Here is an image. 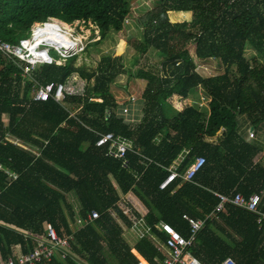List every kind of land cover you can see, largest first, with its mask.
I'll return each mask as SVG.
<instances>
[{"label":"trees","instance_id":"obj_1","mask_svg":"<svg viewBox=\"0 0 264 264\" xmlns=\"http://www.w3.org/2000/svg\"><path fill=\"white\" fill-rule=\"evenodd\" d=\"M132 11L133 0H0V38L17 44L31 37L36 23L84 21L98 28L97 45L111 31H122ZM141 22L140 53L153 48L161 59L160 69L152 66L135 75L147 81L143 117L136 124L129 121L141 116L138 101L119 110L110 90L124 72L121 59L104 57L98 70H89L74 56L64 65L36 67L32 78L24 77L15 60H0V164L17 174L0 169L3 260L15 245L29 253L34 247L29 234L41 235L51 226L74 239L75 257H54L45 264H157L155 258L163 255L149 237L134 248L124 238V226L132 230L133 224L118 205L125 196L133 215L163 240L161 221L188 237L183 215L206 220L189 249L204 264L229 256L238 264H264L258 214L227 204L219 219H208L221 203L216 193L249 198L264 192V162L258 160L263 148L240 130L241 120L255 131L264 129V65L245 56L254 35L264 38V0H159ZM194 46L199 59H216L224 73L200 74L190 51ZM75 73L88 80L86 97L69 96L64 106L52 97L34 101L39 84L65 81ZM200 88L211 98L209 112L192 101ZM106 132L132 142L126 163L111 156L108 145L97 146L99 133ZM186 150L181 171L199 155L206 156V165L194 182L177 178L161 191L159 182ZM69 194L78 199L80 215ZM94 211L100 218L90 221ZM78 217L86 225L75 230L71 225Z\"/></svg>","mask_w":264,"mask_h":264},{"label":"built area","instance_id":"obj_2","mask_svg":"<svg viewBox=\"0 0 264 264\" xmlns=\"http://www.w3.org/2000/svg\"><path fill=\"white\" fill-rule=\"evenodd\" d=\"M50 22L51 20L45 23H36L31 29V37L29 39H21L20 43L17 44L0 38V60L5 57L15 60L23 69L24 76L27 77L31 75L36 67L42 64L64 65L68 58L85 51L88 42L78 38L75 32L71 33L65 30L66 28L61 25L59 31L55 32L57 36L62 39L60 45L54 43L50 44L48 42H40L37 44V41L33 39L36 29H39V27L44 28L50 25ZM52 28L51 30H53ZM94 37L96 38H92L93 42L100 39L99 31H97ZM68 47H70L69 51H67ZM71 48L74 49L71 50ZM52 52H54L58 58H56ZM87 87L88 80L83 78L79 73H75L69 76L65 81H51L45 84H39L38 88L35 90L33 99L35 102H46L52 97L57 103L64 106L69 96L86 97L88 94ZM136 98L137 97L133 94H128L126 101L131 103ZM124 106H127V104ZM99 134L97 146L108 145L109 154L113 157L123 159V162L126 163L127 152L133 150L132 142L122 136H116L113 132ZM249 137H256L254 128L249 129ZM206 163V156L199 155L185 171L180 170L181 164H172L168 168L169 173L167 176L159 182L160 190H166L177 178H182L185 182H194L197 174L204 168ZM0 169H4L10 172L12 176L17 177V174L12 173L2 164H0ZM216 195L221 199V203L215 211L209 215L208 219H219L220 214L226 211L225 206L227 204H232L237 208L258 214L260 216L258 222L261 227L264 228V213L260 211L264 199L263 192L251 195L249 198H245L240 193L234 197H228L220 193H216ZM122 197L123 196H121L118 205L123 211V214L132 221V231L139 236L140 240L144 237H149L154 242L157 251L163 255V257L157 256L155 258L157 264H204L199 258L195 257L189 249L193 246L197 237H199L204 229L206 220L198 219L188 214L183 215V219L187 221L189 225L188 237L183 236L170 224L161 221L159 225L166 235V240H163L152 232L144 219H138L133 215L131 209L129 207L127 208L125 205L126 203L124 204V199ZM120 203L123 204L125 208L121 207ZM99 218L98 211L92 212L89 216L90 221H96ZM79 222L82 227L86 225L83 219H80ZM29 237H31L34 242V247L29 253H25L22 247L18 249L19 251L17 252L16 248L13 247L10 257L7 260L1 259L0 264H45L52 262L54 257H58L61 260H66L68 257H75V253L72 252L70 244L74 239H72L71 236L61 237L51 226H47L43 234L39 235L32 232L29 234ZM218 264L238 263L233 257L229 256Z\"/></svg>","mask_w":264,"mask_h":264},{"label":"rangeland","instance_id":"obj_3","mask_svg":"<svg viewBox=\"0 0 264 264\" xmlns=\"http://www.w3.org/2000/svg\"><path fill=\"white\" fill-rule=\"evenodd\" d=\"M158 4L159 0H133V11L132 13H130L127 20L125 21V28L119 32L111 31L108 37L106 39L101 40V42H99V44L97 45H94L93 43L97 42L98 40L93 42L92 38L97 37H94V35L97 34L98 30L97 27L91 22L84 23V21H77L70 25H65L64 23L62 24L60 21L51 20L50 22V25H56V28L58 29L59 27L63 26L67 28L65 30L71 33L75 32L78 38L84 39V41L88 42L85 51L78 55V66L86 65L89 70H98L101 66V62L104 57L109 56L114 59H121V64L124 67V72L118 75L115 81L110 84V90L113 92L117 103L120 105V109H122V106H124L125 104L129 105L132 103H136L134 101H137L138 99L136 109H140L141 113V116L138 118V121H141L143 114L142 110L144 106V101L143 99H141V91L143 92L144 84L142 82H139L141 79H137L135 75L140 69H150V67L152 66H158L157 68L160 69L159 61L161 59L158 56V52L153 48H149L147 54L140 53L139 46L144 41L145 31L141 20L143 18H146L148 14L153 11V9ZM194 49L195 51L193 53L192 47L190 51L195 63L198 65L197 69L200 74L205 77H214L224 73V68L219 66V62L216 59H208L206 61H202L197 56V48L195 46ZM52 54L56 58H58V56L54 52H52ZM245 56L250 60L251 63H253L255 59H258L259 63L264 65V38H260V36L254 35L253 42H251L247 46ZM30 78L32 77L30 76ZM145 84L147 85V82H145ZM136 91L138 93H136ZM201 91L204 93L205 96L203 102H201L200 98V102L202 105H199L200 103L197 101L198 98L193 97L192 101L194 103V106H196L200 110L209 112V102L211 101V98L205 93V91ZM128 94H133L135 97L140 98H136L133 102L128 103V101H126ZM119 110V115L124 117L123 115L125 114L121 115L124 110L120 112ZM130 114L131 112L129 111V114H127V116H130ZM8 117L9 115H5L6 125H9ZM129 123L136 124L137 122L129 121ZM249 129L250 127L247 122L243 123L241 120V133H243L245 136H249ZM246 139L248 140L247 137ZM249 141H256L255 144H258L259 146L264 148V129L257 131L255 139H251ZM32 151L39 155L38 151ZM261 160L262 162H264V149ZM122 198L124 199L123 202L125 204L126 197L123 196ZM68 200L72 205H74L76 212L78 213V215H80V205L78 199L75 196L69 194ZM120 206L125 208V206L121 203ZM113 216L115 217L117 222L122 224L121 219L117 216V214L114 213ZM122 226H124V224H122ZM80 227L82 226H79L78 224L74 225L75 230H78ZM124 229H126L125 226ZM137 237L139 238L138 235Z\"/></svg>","mask_w":264,"mask_h":264},{"label":"crops","instance_id":"obj_4","mask_svg":"<svg viewBox=\"0 0 264 264\" xmlns=\"http://www.w3.org/2000/svg\"><path fill=\"white\" fill-rule=\"evenodd\" d=\"M202 61H206V60H202ZM24 75V74H23ZM24 77H26V76H24ZM139 82H142L143 84H144V89H143V92H144V90H145V88H146V84H145V82H147V81H145V80H140ZM137 85V84H136ZM138 86V85H137ZM137 88H139V87H137ZM141 90V89H140ZM200 90H203L202 88H200ZM142 91H141V99H143V96H142V93H143ZM136 93H138L137 91H136ZM198 94H199V96L198 97H195V98H198L197 99V101L200 103L199 105H202L201 104V102H203V99L205 98V96H204V93L202 92V91H198L197 92ZM137 98H140V97H137ZM200 98H201V102H200ZM127 99V98H126ZM143 101H144V99H143ZM210 103V102H209ZM204 105V104H203ZM142 117H143V114H142ZM8 118H10V117H8ZM10 119H8V121H9ZM136 122L138 123L139 121L138 120H136ZM243 123H245V122H243ZM244 127V126H243ZM257 132V131H256ZM242 135H243V133H242ZM248 138V141L249 140H251V139H253L254 140V138H250L249 136H245V138ZM209 140H212V141H215V140H217V137H215V138H210ZM251 142H255L256 143V141H251ZM264 149V148H263ZM189 152V150H186L185 152H183L179 157H178V159L177 160H175V162H174V164L176 165V164H182V162L184 161V159H185V157H186V154ZM262 153L263 152H261L260 153V155H258V160H261V158H262ZM116 186H117V184H116ZM118 187V186H117ZM118 191H119V188H118ZM264 193V192H263ZM79 218V217H78ZM80 219L81 218H79L78 219V222H77V224L80 226ZM72 226V228H74V225H71ZM125 230V233H124V238H125V240L130 244V246H132L133 248L135 247V245L140 241L139 240V238L137 237V234L135 233V232H133L132 230H129V229H124ZM15 248H16V251L18 252L19 250L18 249H21V245H15L14 246ZM20 247V248H19ZM22 250H23V248H22ZM133 251L135 252V254L139 257V255L136 253V251L133 249ZM161 254V253H160ZM2 259V257L0 256V260Z\"/></svg>","mask_w":264,"mask_h":264},{"label":"bare ground","instance_id":"obj_5","mask_svg":"<svg viewBox=\"0 0 264 264\" xmlns=\"http://www.w3.org/2000/svg\"><path fill=\"white\" fill-rule=\"evenodd\" d=\"M51 20L58 21L56 19H51ZM64 24L65 25H69V24H66V23H64ZM51 28L53 30H51ZM55 28H56V25L55 26L47 25L44 28L39 27V29H36V32L33 35V39L37 41V44L40 43V42H48L50 44L54 43V44H57V45L59 44L60 45L62 39L60 37H58L57 34L55 33L56 31H59V29L58 28L55 29ZM69 48L70 47H68L67 51L70 50ZM72 49H74V48H71V50ZM137 101H138V99H137ZM137 101H134V102H137Z\"/></svg>","mask_w":264,"mask_h":264},{"label":"clouds","instance_id":"obj_6","mask_svg":"<svg viewBox=\"0 0 264 264\" xmlns=\"http://www.w3.org/2000/svg\"><path fill=\"white\" fill-rule=\"evenodd\" d=\"M49 20H51V19H49ZM54 21V20H53ZM59 21V20H58ZM61 22V21H60ZM62 23V22H61ZM64 23V22H63ZM70 25V24H69ZM97 30H98V28H97ZM99 31V30H98ZM29 39V38H28ZM99 41V40H98ZM81 53H79V54H77V55H75V56H78V55H80ZM72 57H74V56H72Z\"/></svg>","mask_w":264,"mask_h":264}]
</instances>
